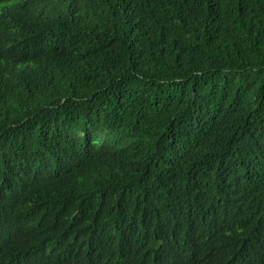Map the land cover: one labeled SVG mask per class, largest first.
Instances as JSON below:
<instances>
[{"label":"trees","instance_id":"obj_1","mask_svg":"<svg viewBox=\"0 0 264 264\" xmlns=\"http://www.w3.org/2000/svg\"><path fill=\"white\" fill-rule=\"evenodd\" d=\"M4 189L0 239L27 224L0 264H111L97 228L151 264L174 213L186 249L264 246V0H0Z\"/></svg>","mask_w":264,"mask_h":264},{"label":"clouds","instance_id":"obj_2","mask_svg":"<svg viewBox=\"0 0 264 264\" xmlns=\"http://www.w3.org/2000/svg\"><path fill=\"white\" fill-rule=\"evenodd\" d=\"M89 141H91V139L83 141L78 147H73L74 150H71V152L59 154L57 162L64 163L66 166H72L70 161L76 162L79 159H84L87 152L97 153L98 150L102 148L100 144ZM85 142L89 143L84 146ZM3 191L1 190L0 192V199L12 200L11 196L8 197V192L6 191V189H4ZM5 207L11 212L14 209L11 205ZM227 209L231 210L230 208ZM11 220L13 224H19L21 221L22 226H12L10 224V233H6L0 239V256H3L0 258L3 261V254H5L6 244L8 243L10 238H13L18 234H22L23 229L27 224V219L25 217H18L13 219L11 218ZM169 220L165 219V222L159 225L157 228V230L159 228H162L164 230V236L157 243L152 253L149 254L151 264H184L183 262L185 260L190 261L192 258L196 259L199 262H203V264H264V246L262 244L249 243L247 245L248 247L245 248L235 260L233 258L234 253L231 252L230 246L228 245L207 247L206 249H204V247H200L198 249L197 247L192 246L189 249H186L184 247L185 242H189L192 239L196 240L195 231H185L180 214L174 213L173 216L169 218ZM174 220L175 222H173ZM177 222L180 223L179 231H175L172 228V226ZM241 223L239 222V227ZM87 229L85 231H87ZM97 229L98 234H96V236L92 240H87L85 238V235H77L78 238L84 236V238H81L83 241H80V244H88L87 248H89L95 243H100V249H107L105 255L108 256V254H111L116 250V243L121 241L122 246L113 255L111 264H133V255L135 254V252L130 248L133 233L126 234L127 230L117 231V229L110 230L108 228ZM117 232H122L124 234L113 238L112 234ZM152 237L149 236V238ZM77 241L78 239H75L74 242ZM134 242L140 249L146 252L147 249L145 242L142 237L138 235V233H136V235L134 236ZM72 249L73 252H80L78 250H75L74 248ZM41 253H46V248L43 245L42 249L38 247L35 251L30 252L28 256H21L20 259H13L4 264H39L42 260ZM89 253L90 251H87L82 256L78 255V257L74 258L73 261L77 262L78 264H86L91 256L88 255Z\"/></svg>","mask_w":264,"mask_h":264}]
</instances>
